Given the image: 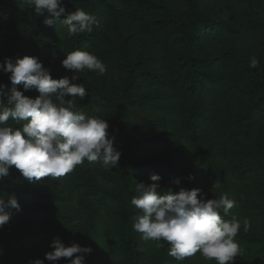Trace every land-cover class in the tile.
Wrapping results in <instances>:
<instances>
[{"label":"rangeland","instance_id":"obj_1","mask_svg":"<svg viewBox=\"0 0 264 264\" xmlns=\"http://www.w3.org/2000/svg\"><path fill=\"white\" fill-rule=\"evenodd\" d=\"M180 1L171 0L178 15ZM62 4L66 11L83 8L97 17L99 26H94L91 33H82L85 41L81 50L102 60L107 67L105 74L85 69L76 73L78 78L72 81L75 73L61 64L66 55L75 50L73 35H68L67 25L62 22L65 17L61 16L53 26H45L48 13L38 15L25 0H0V65L7 59L15 62L26 55L35 56L51 70L53 79L68 76L70 83H83L86 91L94 86L103 88L119 102L118 111L95 110L79 97H76L77 107L88 115L105 119L109 126L120 122L129 126L139 143L137 161L148 163V167H139L132 173L134 195L138 183H153L150 180L153 174L161 177L158 183L165 190L199 188L206 199L227 194L236 202L227 220L236 216L241 221L247 218L251 223L248 232L241 229L235 237L242 253L230 264H264V251L257 244L260 231L257 220L264 207V169H250L245 165L256 155L264 168V118L248 140L226 147L213 145L208 137L188 138L181 123V110L190 100L175 97L164 63V51L154 43L146 26L126 13H111L102 4L94 8L72 0H62ZM200 9L215 16L219 23V27L203 35L204 44L215 57L225 59L234 48L222 29L241 28L247 23L242 16L229 11L227 0H200ZM9 75L0 69V89L4 92L13 87ZM16 88L31 98L39 95L35 89L25 91L23 84ZM127 100L133 101L134 106L128 108ZM200 102L208 113L217 117L229 111L228 105L213 100L209 89ZM114 147L126 153L123 144L114 141ZM120 171L119 165L106 168L102 162L85 160L62 177L29 182L13 166L9 176L0 181V196L14 195L21 207L20 211L8 209L10 221L0 228L2 264H29L31 260L44 259L45 254L52 251L50 244L56 237L66 247L72 243L90 246L92 252L86 256L87 264H120L122 258L114 249L112 238L117 226L116 205L110 200L84 194L80 188L82 182L89 181L103 189L118 191L115 175ZM177 178L180 185L173 183ZM133 208L134 224L142 213L134 205ZM80 226L83 231H79ZM133 233L141 264H217L214 259H205L200 252L178 261L168 254V242L145 241L134 228ZM73 258H60L56 262L44 260V264H69Z\"/></svg>","mask_w":264,"mask_h":264},{"label":"clouds","instance_id":"obj_2","mask_svg":"<svg viewBox=\"0 0 264 264\" xmlns=\"http://www.w3.org/2000/svg\"><path fill=\"white\" fill-rule=\"evenodd\" d=\"M40 15L48 13L45 26H53L63 16L68 35L91 33L99 26L97 17L83 8L66 11L62 0H25ZM259 61L253 57L250 66ZM62 66L76 73L85 69L103 75L105 63L95 54L85 50H73L61 61ZM10 74L13 87L4 92L0 89V181L9 176L15 166L29 182L44 177L58 178L72 172L78 165L102 162L104 167L115 168L122 152L114 147V138H108L109 125L97 115H88L77 107L76 97L83 99L87 92L83 83H70L68 76L53 79L51 70L43 66L35 56L7 59L0 65ZM23 84L25 91L35 89L39 95L31 98L16 88ZM73 99L66 100L65 97ZM14 122L13 123H10ZM15 125V126H14ZM192 178V177H190ZM153 183L136 185V195L131 204L141 211L133 224L136 232L145 241H166L170 244L169 255L178 261L197 252L217 264H230L242 253L235 237L241 229L248 232L250 220L236 216L222 219L221 211L227 214L235 206V200L227 194L219 198L206 199L199 188L191 190L181 187L162 189L158 174L150 176ZM180 185L179 178L173 181ZM18 199L13 195L0 196V228L10 221L8 209L20 211ZM159 246H163L162 244ZM44 259H34L29 264H44V260L56 262L60 258L70 259L69 264H87L90 246L72 243L65 246L59 237L51 241Z\"/></svg>","mask_w":264,"mask_h":264},{"label":"trees","instance_id":"obj_3","mask_svg":"<svg viewBox=\"0 0 264 264\" xmlns=\"http://www.w3.org/2000/svg\"><path fill=\"white\" fill-rule=\"evenodd\" d=\"M72 1L87 8L102 4L113 14L126 13L146 26L154 43L164 51L175 97L190 100L181 110V123L188 138L208 137L213 145L226 147L252 136L255 126L264 118V0H227L229 11L242 16L247 24L222 29L234 48L225 59L215 57L203 42V35L219 27V23L215 16L200 9V0H181L179 15L174 12L171 0ZM84 41L82 33L73 35L74 49L81 50ZM253 57L259 61L255 68L250 66ZM207 89L216 103L229 106L225 115L217 117L205 110L200 99ZM86 92L84 101L95 110L118 111L119 102L103 88L94 86ZM126 106L131 108L134 102L127 100ZM120 123L107 130L108 138L126 147V153L118 161L121 171L115 175L119 190H106L89 181L82 182L80 188L84 194L116 205L117 226L112 238L114 249L122 258L120 264H141L133 233L132 173L139 167H148V163L137 161L139 143L129 126ZM245 165L264 169L256 155ZM220 214L222 219L230 218L229 213ZM257 221L260 230L257 244L264 251V207ZM79 231H83L82 226Z\"/></svg>","mask_w":264,"mask_h":264}]
</instances>
